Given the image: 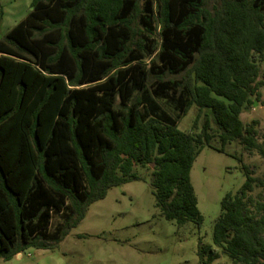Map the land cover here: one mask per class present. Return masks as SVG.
I'll return each mask as SVG.
<instances>
[{"label": "trees", "instance_id": "obj_1", "mask_svg": "<svg viewBox=\"0 0 264 264\" xmlns=\"http://www.w3.org/2000/svg\"><path fill=\"white\" fill-rule=\"evenodd\" d=\"M263 63L264 0H31L0 40V260L51 249L138 180L135 166L165 220L199 226L189 172L215 140L256 152L263 170L231 155L244 181L221 199L212 244L231 264H264V146L240 120ZM197 257L217 254L199 245Z\"/></svg>", "mask_w": 264, "mask_h": 264}, {"label": "rangeland", "instance_id": "obj_2", "mask_svg": "<svg viewBox=\"0 0 264 264\" xmlns=\"http://www.w3.org/2000/svg\"><path fill=\"white\" fill-rule=\"evenodd\" d=\"M207 1L211 5L214 0ZM30 2L0 0V40L26 16ZM261 69L264 71V63ZM195 114L193 107L178 122V129L188 131ZM240 120L243 124L257 122L256 141L264 146V86L260 89V99L252 98L251 105L240 114ZM215 147V140L205 146L189 172L202 217L199 226L189 222L177 225L165 220L155 207L150 170L135 166L131 172L138 180L110 188L51 249L29 247L20 257L0 260V264H199V245L210 246L216 252L217 258L211 264H231L211 240L221 199L226 193L234 194L244 181L240 164L231 155L242 153L245 164L257 167V175L262 172L263 164L256 152L247 154L236 143L227 145L226 153L217 152ZM58 221V217H53L51 230Z\"/></svg>", "mask_w": 264, "mask_h": 264}, {"label": "crops", "instance_id": "obj_3", "mask_svg": "<svg viewBox=\"0 0 264 264\" xmlns=\"http://www.w3.org/2000/svg\"><path fill=\"white\" fill-rule=\"evenodd\" d=\"M16 257L18 258V257H20V255L18 254Z\"/></svg>", "mask_w": 264, "mask_h": 264}]
</instances>
